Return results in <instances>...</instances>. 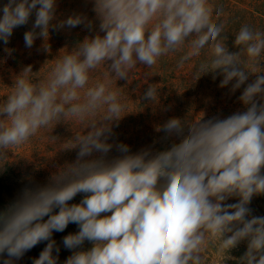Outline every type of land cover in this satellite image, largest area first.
Listing matches in <instances>:
<instances>
[{"label": "clouds", "instance_id": "1", "mask_svg": "<svg viewBox=\"0 0 264 264\" xmlns=\"http://www.w3.org/2000/svg\"><path fill=\"white\" fill-rule=\"evenodd\" d=\"M91 2L95 20L75 12L59 18L57 0H7L0 7L5 45L33 16L24 33L29 49L42 38L48 51L50 30L83 25L95 31L64 48L44 79L34 81L26 66L0 103V159L41 129L70 121L85 126L74 134L68 127L64 152L74 151V159L56 164L46 184L26 187L0 210L2 264H14L42 242L33 264H59L52 237L69 224L78 231L63 237L72 253L64 264H205L209 250L223 264H264V216L250 207L264 195V31L242 24L230 49L224 8L212 0ZM205 50L194 79L211 74L228 96L239 91L236 111L169 118L156 128L166 143L160 150L132 152L114 139L127 107L114 83L128 82L138 65L151 69L170 53L182 52L183 66ZM101 66L107 70L95 78ZM159 85L149 83L140 99L155 102ZM77 195L79 203H70ZM242 242L245 253L232 257Z\"/></svg>", "mask_w": 264, "mask_h": 264}, {"label": "rangeland", "instance_id": "2", "mask_svg": "<svg viewBox=\"0 0 264 264\" xmlns=\"http://www.w3.org/2000/svg\"><path fill=\"white\" fill-rule=\"evenodd\" d=\"M6 2L7 0H0V7ZM57 3V16L66 18L67 16L62 11L68 0H57ZM32 22H34V16L28 25L16 28L7 45L0 41V103L10 92L15 76L19 75L26 66H32L33 73L30 75L34 81L44 79L54 67L56 59L65 52L59 41L62 37L61 31H58V35L50 33L48 51L43 48L42 38L36 39L32 48H27L24 33L30 30ZM5 49L13 51L9 55ZM199 62L194 60L187 66L177 69V74L169 75L170 82L167 84L161 82L156 68L148 69L143 65L137 66L128 82L114 83L113 87L121 89L127 104L122 113L126 116L119 122V126L114 128V139L128 144L132 152L147 146L160 150L166 147V143L162 140L164 133L157 132L156 128L169 118L199 120L203 113L206 114L205 118H210L217 114L227 116L236 111L240 107L237 102L240 92L228 96L227 88L218 87L220 78L214 81L211 74H206L196 81L194 72ZM106 70V66H101L93 75L95 78L102 79V73ZM145 73L149 74L148 78L145 77ZM149 83L160 84L159 98L155 102L140 99ZM66 123L68 126L59 124L54 130L51 126L41 129L28 143L9 150L6 157L0 159V166L3 165L0 167V178L4 184L5 208L14 202L26 187L46 184L56 164L74 159V151L64 152L70 147V142L65 138L70 137L71 132L73 134L78 131L83 132L85 126L78 121ZM52 135L60 139L53 140ZM81 199L82 195H77L70 203H79ZM250 207L254 215L264 216V195L254 197ZM76 231H78V226L69 224L64 232L53 233L52 238L60 247L59 264H64L67 257L72 254L70 250L63 247V237ZM46 244L47 242L38 244L14 264H33V260L38 258ZM90 246L86 242L84 247ZM0 264H2V259H0Z\"/></svg>", "mask_w": 264, "mask_h": 264}, {"label": "trees", "instance_id": "3", "mask_svg": "<svg viewBox=\"0 0 264 264\" xmlns=\"http://www.w3.org/2000/svg\"><path fill=\"white\" fill-rule=\"evenodd\" d=\"M216 5L223 6L224 16L222 20L227 22L225 34L228 36V45L231 49L232 41L234 40L235 33L239 30L242 24H248L254 29L264 31V0H212ZM83 13L89 19L95 20V13L93 11V4L91 0H68L62 13L68 16L72 13ZM98 21H95L96 30H98ZM52 35L57 34L58 31L52 30ZM62 37L60 42L63 48L71 50L77 42L82 41L85 36L94 35L95 31L89 33L83 25L77 26L73 29L61 30ZM67 49H64L65 54ZM182 52L170 53L167 56L160 58L157 65L154 66L158 70V75L161 82L164 84L169 83V75L178 73L177 69L187 66L189 63L197 60H203L207 55V50L200 57L193 58L186 62L183 66H178V61ZM176 59L178 61L176 62ZM163 149V148H160ZM3 180L0 178V210L5 209L3 200ZM246 251V242H242L236 249L231 250L230 255L234 258L241 257ZM205 262L209 264H223V257L217 256L215 252L209 250L205 253ZM225 264H236V259L227 260Z\"/></svg>", "mask_w": 264, "mask_h": 264}]
</instances>
